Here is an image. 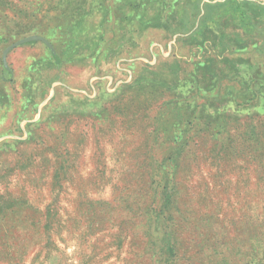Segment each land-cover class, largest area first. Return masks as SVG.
<instances>
[{"label":"rangeland","instance_id":"obj_1","mask_svg":"<svg viewBox=\"0 0 264 264\" xmlns=\"http://www.w3.org/2000/svg\"><path fill=\"white\" fill-rule=\"evenodd\" d=\"M0 212V264H264V0H0Z\"/></svg>","mask_w":264,"mask_h":264},{"label":"water","instance_id":"obj_2","mask_svg":"<svg viewBox=\"0 0 264 264\" xmlns=\"http://www.w3.org/2000/svg\"><path fill=\"white\" fill-rule=\"evenodd\" d=\"M33 41H42V42H44V43H46V44H49L44 38L39 37V36H38V37H37V36L27 37V38H25V39H22V40H20V41H18V42H16V43L12 44L11 46H9V47L7 48V50H6L5 53H4V61L6 62V57H7L8 53H9L13 48H16V47H18V46H20V45H23V44H26V43H30V42H33Z\"/></svg>","mask_w":264,"mask_h":264},{"label":"trees","instance_id":"obj_3","mask_svg":"<svg viewBox=\"0 0 264 264\" xmlns=\"http://www.w3.org/2000/svg\"><path fill=\"white\" fill-rule=\"evenodd\" d=\"M58 55L54 53V58H56L58 60ZM161 176L163 177V174L161 173ZM10 209V208H9ZM0 212V215H5L6 213ZM46 225H48V222L46 223Z\"/></svg>","mask_w":264,"mask_h":264}]
</instances>
